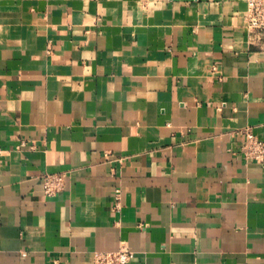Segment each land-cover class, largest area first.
<instances>
[{
	"label": "crops",
	"instance_id": "1",
	"mask_svg": "<svg viewBox=\"0 0 264 264\" xmlns=\"http://www.w3.org/2000/svg\"><path fill=\"white\" fill-rule=\"evenodd\" d=\"M245 9L0 0V264L118 249L127 264H264V161L238 133L264 139V46ZM55 172L64 188L45 196Z\"/></svg>",
	"mask_w": 264,
	"mask_h": 264
},
{
	"label": "built area",
	"instance_id": "2",
	"mask_svg": "<svg viewBox=\"0 0 264 264\" xmlns=\"http://www.w3.org/2000/svg\"><path fill=\"white\" fill-rule=\"evenodd\" d=\"M245 27L248 32L250 42L264 46V0H246L244 13ZM243 136L241 144V154L246 161H264V139L258 138L251 129L239 130ZM27 144L25 140H20L18 147ZM63 172L47 173L41 179V189L45 196H54L64 188ZM114 210L121 208L120 195H114ZM133 252L125 249L95 251L93 253V264H127L133 258Z\"/></svg>",
	"mask_w": 264,
	"mask_h": 264
}]
</instances>
